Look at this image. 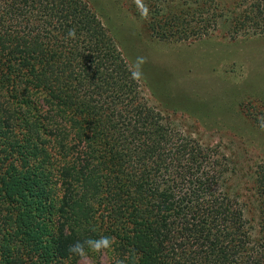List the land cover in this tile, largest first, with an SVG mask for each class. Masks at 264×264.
<instances>
[{
  "label": "trees",
  "instance_id": "16d2710c",
  "mask_svg": "<svg viewBox=\"0 0 264 264\" xmlns=\"http://www.w3.org/2000/svg\"><path fill=\"white\" fill-rule=\"evenodd\" d=\"M147 2L161 40L264 33V0ZM130 66L84 0H0V264H264V161L255 241L231 160L152 106ZM102 235L112 249L70 253Z\"/></svg>",
  "mask_w": 264,
  "mask_h": 264
},
{
  "label": "rangeland",
  "instance_id": "374dc122",
  "mask_svg": "<svg viewBox=\"0 0 264 264\" xmlns=\"http://www.w3.org/2000/svg\"><path fill=\"white\" fill-rule=\"evenodd\" d=\"M84 1L130 65L146 57L142 83L150 104L183 133L205 147H220L231 160V195L243 206L254 240L261 239L256 172L264 161V33L235 39L219 30L189 42L161 40L137 15L134 0ZM219 1L233 9L239 0ZM81 264L110 262L103 256Z\"/></svg>",
  "mask_w": 264,
  "mask_h": 264
},
{
  "label": "clouds",
  "instance_id": "9594fccd",
  "mask_svg": "<svg viewBox=\"0 0 264 264\" xmlns=\"http://www.w3.org/2000/svg\"><path fill=\"white\" fill-rule=\"evenodd\" d=\"M139 16L143 20H149L151 17V12L149 6L144 2V0H134ZM68 37L71 39H76L77 34L75 29H70L68 32ZM147 63L146 57L138 56L132 62L129 67V72L133 81L139 82L144 78V65ZM115 244V239L106 235H102L99 238H88L83 242H76L73 244L69 251L75 256L81 258L87 257L89 253L103 254L106 250L113 248ZM116 264H123V261L117 260Z\"/></svg>",
  "mask_w": 264,
  "mask_h": 264
}]
</instances>
